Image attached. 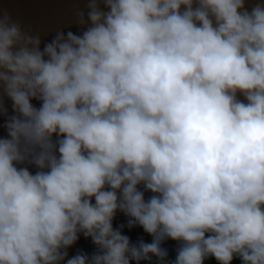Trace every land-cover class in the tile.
I'll list each match as a JSON object with an SVG mask.
<instances>
[{"label": "clouds", "instance_id": "clouds-1", "mask_svg": "<svg viewBox=\"0 0 264 264\" xmlns=\"http://www.w3.org/2000/svg\"><path fill=\"white\" fill-rule=\"evenodd\" d=\"M87 7L43 49L0 14V264H264V3Z\"/></svg>", "mask_w": 264, "mask_h": 264}, {"label": "water", "instance_id": "water-1", "mask_svg": "<svg viewBox=\"0 0 264 264\" xmlns=\"http://www.w3.org/2000/svg\"><path fill=\"white\" fill-rule=\"evenodd\" d=\"M258 3H264V0H245V8L249 11ZM88 0H0V14L7 13L13 21L20 24L21 29L33 36H39L41 40V49L44 44L51 42L55 38L57 33H64L71 31L74 34H81L87 27L90 26V22L87 20L88 12ZM101 9H104V5H99ZM84 13L85 23L81 25L79 23V12ZM238 99L244 100L241 94H237ZM0 99L3 100L4 106L7 109L9 116L13 115L12 102L6 96L0 93ZM31 103L39 108L40 101L33 99ZM6 117L0 116V137L6 138L7 132L3 127ZM56 140V136H53V141ZM58 154V153H57ZM22 167H28L30 173L35 174L38 169L34 165H21ZM143 190L142 186H140ZM152 194L145 192V199H148ZM94 203V198L93 201ZM126 217L122 212L117 211L113 219V228L116 229L120 225H125L122 230V234L128 229ZM68 256L61 264H66L67 259L75 256L78 252H83L89 255V257L96 251V246L92 244L91 238H85L83 234L79 235V239L75 244L70 246L67 250Z\"/></svg>", "mask_w": 264, "mask_h": 264}, {"label": "trees", "instance_id": "trees-1", "mask_svg": "<svg viewBox=\"0 0 264 264\" xmlns=\"http://www.w3.org/2000/svg\"><path fill=\"white\" fill-rule=\"evenodd\" d=\"M124 235H127L130 237L131 243L135 244L138 242L139 239H143L145 243L151 242V237L144 233L143 229L139 226H135L131 229H127L124 232ZM162 247L167 249L168 256L166 258L167 261H174L175 256L177 254V249L179 247V243L176 241H173L171 239H167L162 243ZM130 264H136L135 261L130 262ZM139 264H158V260L156 257H152L150 261H140ZM204 264H218V262L212 258L208 257L205 259ZM231 264H242L241 260L239 258L234 257Z\"/></svg>", "mask_w": 264, "mask_h": 264}]
</instances>
